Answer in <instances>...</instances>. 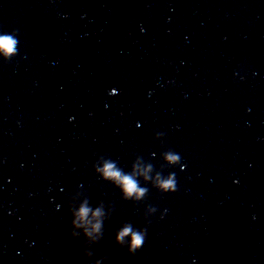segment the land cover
I'll return each instance as SVG.
<instances>
[{"label":"clouds","instance_id":"obj_1","mask_svg":"<svg viewBox=\"0 0 264 264\" xmlns=\"http://www.w3.org/2000/svg\"><path fill=\"white\" fill-rule=\"evenodd\" d=\"M17 44L18 40L12 34L0 33V55H3L5 58H11L17 53ZM164 156L170 166L181 164L180 155L172 150L166 151ZM181 167H183V165H181ZM97 170L102 171L106 179L114 181L120 187L126 199L132 197L139 199L147 191V189L139 186V182L133 174L125 173L123 169L118 167L116 162L111 159L106 160L103 168ZM157 178L158 183L156 186L160 193H173L177 190V182L174 174L170 173L167 175V178H165L161 173H157ZM145 179H150V177L146 176ZM90 213L94 217H99L101 215L100 209L91 212V209L85 204L81 206L76 213V219L72 221L75 227L85 226V235L88 237H91L93 232H99L101 229V223L97 221L95 224H91V231L88 230L86 226L91 223L88 219ZM161 218H163V215ZM126 236L130 237L127 251L130 254H135L145 243L146 229L133 230L130 225L125 226L116 235L115 240L118 244L122 245L124 243V237Z\"/></svg>","mask_w":264,"mask_h":264}]
</instances>
